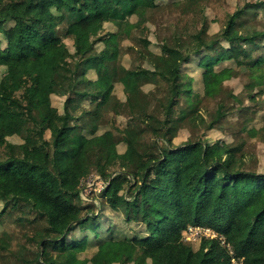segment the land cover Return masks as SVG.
Returning a JSON list of instances; mask_svg holds the SVG:
<instances>
[{"label": "trees", "instance_id": "obj_1", "mask_svg": "<svg viewBox=\"0 0 264 264\" xmlns=\"http://www.w3.org/2000/svg\"><path fill=\"white\" fill-rule=\"evenodd\" d=\"M183 3L188 7L192 1ZM249 6L231 14L213 38L203 27L187 38L176 33L161 43L159 53L139 39L137 52L146 66L126 69L94 55V46L104 43L107 50L114 49L117 35H99L104 24L120 28L125 18L154 9V0H0V201L4 208L22 203L46 219L36 253L21 264H264V174L245 171L247 158L221 141L173 143L187 116L205 123L198 115L200 100L181 89V67L192 56L202 55L197 66L204 68L205 98H215L230 76L228 69L215 71L221 62L239 64L243 58L237 67L252 81L264 79V31L242 35L237 30ZM65 21L59 37L58 27ZM64 39L72 40V52ZM223 43L226 48L218 51ZM62 48L66 56L54 61L51 51ZM5 52L23 58L6 60ZM100 65L105 66L103 75ZM90 70L94 80L87 78ZM115 83L123 88L124 103L112 95ZM159 83L165 84L166 97H158L155 112L142 99L137 103L141 114L134 116V92ZM53 96L64 98L62 114L52 106ZM85 99L94 103L93 112H87L89 137L69 124L74 101ZM111 99L129 110L121 154L112 132L96 133L98 113ZM176 105L186 109L180 110L177 129H170ZM223 115V105H217L205 129L212 130ZM143 133L153 137L151 144L141 142ZM17 137L19 143L10 140ZM57 157L65 162L61 171ZM93 169L105 182L100 193L104 201L99 213L87 209L83 214L79 185ZM107 207L125 224L144 225L140 235L103 237L100 212ZM189 227L207 228L215 236L186 242ZM76 229L85 235L68 241ZM89 246H94L92 256L81 258Z\"/></svg>", "mask_w": 264, "mask_h": 264}, {"label": "rangeland", "instance_id": "obj_2", "mask_svg": "<svg viewBox=\"0 0 264 264\" xmlns=\"http://www.w3.org/2000/svg\"><path fill=\"white\" fill-rule=\"evenodd\" d=\"M184 1L186 0H154L156 3L154 9L144 12L142 17L130 16L125 18L120 28L109 23L104 24L99 35L104 36L111 33L117 35L115 48L109 51L104 46V43H98L94 46L93 54L101 55L103 60L113 61L117 66L126 69L145 67L146 64H144L137 52L141 50L139 39L148 40L150 42L148 49L153 53H159L161 43H164L176 33H181L187 38V36L203 27L207 35L213 38L224 29L229 16L246 5L251 6L246 8L245 18L238 23L237 30L242 35L245 34V31L254 29L264 31V5L255 7L258 3H264V0H191L192 4L188 7L186 3H183ZM180 3H182L181 6H179ZM67 24L68 21H65L59 25V37L63 36ZM7 25L9 23L5 27ZM64 44L70 52L73 51L71 39H64ZM226 46L225 43L220 44L218 51L226 48ZM1 47H6V43L3 40H1ZM21 55V53L11 54L5 52V59L10 60L13 57L23 58V55ZM64 56H66L64 48L51 51L50 53V57L54 61L62 59ZM201 57L202 55L192 56L189 62L181 67L183 75L181 89L192 92L194 101L200 100L197 104L198 115L205 120V123H200V120L193 121L192 117L187 116L185 122L177 129L180 110L181 108L186 109V105H176L173 107L168 125L170 129H177L173 143L179 145L187 141L196 140L209 143L221 141L225 146L230 147L234 151L236 150L239 156L244 155L245 159L247 158L243 166L245 171L264 174V129H262L264 122V92H259L261 90L264 91V79L252 81L247 76V72L237 67L243 63V58H238L239 64L221 62L215 66V71L228 69L230 70V76L228 74L225 77L221 91L215 98H205L201 84L204 68H198L197 66ZM104 67L100 65L98 70V73H102L101 75L104 73ZM232 72H235L233 76ZM1 76L2 73L0 72V78ZM87 78L90 80L95 79L93 71L90 70L88 72ZM112 95L117 99L119 98L122 103L125 102L126 96L119 83L114 84ZM163 96L166 97V86L165 84L161 85V83H159L157 88L147 84L143 86L141 91L136 90L132 96L135 103L132 111L134 116L141 114L137 103L139 102L140 104L142 99H146L147 110L152 113L157 108L158 97L163 98ZM251 96H255V100L250 101L249 98ZM186 98L187 96L180 98L179 103H185ZM63 101L64 98L51 97V104L57 109L59 114L63 113ZM74 105V109L70 111L72 120L69 124L79 127L83 135L89 137L91 125L88 123L87 112L90 114L93 112L94 103L89 101V99H85L80 102L74 101ZM217 105H223L224 115L214 122L212 130H207L205 125L214 120ZM98 114L99 118L97 125H95L96 133L112 132L118 143V153H123L125 146L121 142V137L128 125L129 110L124 105L116 102L115 99H111L107 101L106 106ZM23 119V117L19 119V126ZM250 129H255L258 133L252 136L249 132ZM45 138L47 140L50 138L48 131L45 132ZM140 138L144 144L153 142V137L149 133L141 134ZM10 140L14 143L20 142L18 137ZM64 163L62 158H56V165L59 171L65 168ZM113 170H115V166L114 168H109L107 173ZM104 184V180L98 176L94 169L88 178L81 181L79 185L81 200L78 203L83 208V214H85L87 209L95 214L99 213V208L104 201L100 195ZM12 205V203H9L4 208V203L0 201V212L4 209L0 216V264H21L23 260L32 257L38 249L36 243L37 235L46 227V219L43 216L31 211L22 203ZM100 215V229L104 233L103 237H109L110 235L119 236V234L121 236L122 234H138V231L143 230L144 225L134 222L125 224L122 216L110 211L108 207L103 209ZM108 228L111 231H107ZM84 235L76 229L68 237V241H73L76 238L81 239ZM200 236L202 237V235ZM194 237L196 238V236ZM91 238L89 237V239ZM93 243L95 245L96 241L93 240ZM227 248L229 249V247ZM93 252L94 246H89L87 251L80 257L88 259ZM232 262L238 264L235 261Z\"/></svg>", "mask_w": 264, "mask_h": 264}, {"label": "built area", "instance_id": "obj_3", "mask_svg": "<svg viewBox=\"0 0 264 264\" xmlns=\"http://www.w3.org/2000/svg\"><path fill=\"white\" fill-rule=\"evenodd\" d=\"M200 235L204 237H214V234L211 233L209 229L200 228V227H189L184 233L186 241H190V240L196 241L199 239V237H201ZM194 236H196V238Z\"/></svg>", "mask_w": 264, "mask_h": 264}]
</instances>
